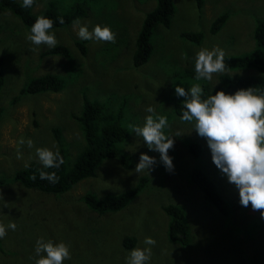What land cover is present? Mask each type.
<instances>
[{"label":"rangeland","instance_id":"obj_1","mask_svg":"<svg viewBox=\"0 0 264 264\" xmlns=\"http://www.w3.org/2000/svg\"><path fill=\"white\" fill-rule=\"evenodd\" d=\"M63 9L75 0H58ZM85 1V0H82ZM175 14L169 28L159 26L152 35L153 51L148 61L135 65L132 54L142 18L152 9L155 0H86L90 9L80 17L79 25L53 28L57 44L65 45L69 57L60 54L42 55L47 45L32 44L26 39L27 28L10 11L0 8V57L4 62V83L0 89V223L7 234L0 239V264H35L38 238L70 245L71 259L64 264H126L133 248H152L148 264H264V217L251 205L239 202V192L212 161L211 151L204 137L198 135L194 123L183 122L179 104L185 97L175 94L173 76L176 69L195 67V56L201 48L219 47L225 55H241L255 48L253 27L256 19L264 18V0H206L203 11L195 0H173ZM45 1L36 4L42 9ZM227 12L221 29L209 30L219 14ZM96 24L108 25L116 33V42L88 40L85 54L78 49L76 37L81 25L91 32ZM202 34V41L185 39L183 33ZM189 57V58H188ZM44 73L63 76L67 85L58 92H43L39 96H23L12 104L14 95L26 79ZM225 73H245L227 70ZM219 74L212 81H200L209 88L218 84ZM166 85L170 90L160 88ZM187 91L190 87H184ZM98 99L106 110L119 108L125 99L127 111L123 124L129 137L122 145L132 159L125 168L117 158L103 161L97 174L80 180L69 190L54 195L36 188H27L14 181L17 169L30 162L42 165L37 148L54 151L57 144L52 128H61L64 143L73 155L84 144V137L74 115L79 114L82 97ZM168 117L164 129L174 137L169 150L174 169L166 171L160 154L150 150L143 138L130 126H143L147 106ZM180 111H176V109ZM23 137L33 144H19ZM192 141L202 144V152L195 157L189 150ZM17 149L22 158H17ZM79 152V151H78ZM141 153L156 158L148 171H134ZM201 168L227 197L230 213L220 214L203 196L191 180V171ZM146 177V184L123 209L98 214L91 211L82 197L95 193L102 197L118 194L133 187ZM175 204L185 211L190 227L187 244L170 241L167 235L168 217L163 206ZM10 222L17 225L13 231ZM134 236L132 248L122 244L123 237ZM155 239L154 246L143 243L145 237ZM58 239V240H56Z\"/></svg>","mask_w":264,"mask_h":264},{"label":"trees","instance_id":"obj_2","mask_svg":"<svg viewBox=\"0 0 264 264\" xmlns=\"http://www.w3.org/2000/svg\"><path fill=\"white\" fill-rule=\"evenodd\" d=\"M43 1L45 3L42 9L35 11L36 4ZM85 2L86 0H75L69 8L63 9L58 0H35L31 8L21 7L22 0H0V8L10 11L27 28H31L37 17L41 15L54 21L53 28H59L69 25L80 17H86L90 8L85 5ZM205 2L206 0H195L197 10L202 12ZM175 10L173 0H155L152 9L145 13L136 36L135 49L132 54V61L135 65H141L148 61L153 51L151 43L153 33L159 26L170 27ZM226 16L227 12L216 16L211 22L209 30L212 33L219 31ZM59 17H63L64 23H60ZM253 28L255 40V48L253 50L241 55H225L227 70H242L245 73L219 74L218 84L214 87L209 88L207 85H202L204 88L203 98L215 94L218 90L231 94L241 88L257 87L264 89V18L256 19ZM182 36L187 40L202 41L200 31L183 33ZM76 39L75 43L78 49L85 54L88 40H81L79 37H76ZM52 54L69 57V50L65 45L57 44L54 48L49 47L42 52V55ZM181 65L183 70L176 69L174 71L173 75H176V77L173 76V84L191 87L193 84L200 82L195 80V67L186 66V58ZM4 73V62L0 57V89L4 83ZM66 85L67 81L63 76L57 73H44L31 79H26L18 90V94L14 95L11 103H17L23 96L30 98L39 96L43 92H58L64 89ZM163 89L170 90L164 84L160 90L162 91ZM82 101L79 114L74 115L84 137V144L78 150L79 152L77 151L72 155L68 151L61 128L54 126L51 129L53 138L64 159V163L59 168L44 169L42 165L30 162L26 167L17 169L14 172L12 176L14 181L27 188H36L42 192L59 195L69 190L80 180L94 177L103 161L107 159L117 158L125 168L132 166L131 156L127 152L122 151L121 148V144L123 145L129 137L128 128L123 124V117L127 111L125 99L119 104V108L114 110H106L98 99L88 97L86 94H83ZM179 106L181 111L179 108L176 111L182 112L183 103H180ZM1 114L2 108L0 106V117ZM189 150L193 156L199 157L202 152V144L199 141H192L189 145ZM39 170L54 171L59 177V182L51 184L47 180L40 179ZM33 175L36 176L35 180L31 179ZM190 177L201 190L204 198L220 214L226 215L230 213L229 200L205 171L201 168H194ZM146 182V177L141 176L133 187L121 193L106 194L99 197L95 193L89 192L82 197V200L91 211H95L98 214L116 212L125 208L142 191ZM2 183L3 181H0V184ZM163 211L168 217L167 235L169 240L187 244L190 238V227L186 222V214L183 208L175 204H167L163 206ZM135 243L136 239L134 236L126 235L123 237L122 244L126 248L128 246L132 248Z\"/></svg>","mask_w":264,"mask_h":264},{"label":"clouds","instance_id":"obj_3","mask_svg":"<svg viewBox=\"0 0 264 264\" xmlns=\"http://www.w3.org/2000/svg\"><path fill=\"white\" fill-rule=\"evenodd\" d=\"M35 0H22L21 7L31 8ZM60 23H64L63 17H59ZM54 21L45 16H38L31 26L26 39L34 45H47L55 47L58 43L53 29ZM74 26L80 21L75 20ZM81 40H95L100 42H116V33L110 26L96 24L92 31L86 25H81L77 32ZM227 71L225 52L219 47L211 50L201 48L195 56V80L212 81L213 76ZM175 94L185 97L180 119L183 122L194 123L198 135L207 140L211 151V157L216 167L227 177L239 192V202L242 206L259 211L264 217V89L257 87L241 88L234 93H226L218 90L215 94L204 96V88L200 83L193 84L187 91L178 84ZM145 111L143 126H130L132 132L143 138L150 150L160 154V162L166 171L174 169L169 150L174 147V137L164 131L169 126L168 117L159 114L149 105ZM27 143L32 147V140L27 142L23 137L19 144ZM36 155L44 169L59 168L64 159L57 147L55 151L49 148H37ZM17 158L22 154L17 149ZM156 164V158L146 153H141L139 162L134 171L142 173ZM27 166V165H26ZM40 179L47 180L51 184L59 182V177L54 171L46 172L39 170ZM32 180L36 176L31 177ZM7 228L15 231L17 225L10 222ZM7 234L6 227L0 223V239ZM143 243L148 246L156 244L152 237H145ZM152 248L139 247L130 250L126 258V264H148L151 260ZM35 264H64L65 260L71 259L70 245L61 241L54 243L52 240L45 241L38 238L35 246Z\"/></svg>","mask_w":264,"mask_h":264}]
</instances>
